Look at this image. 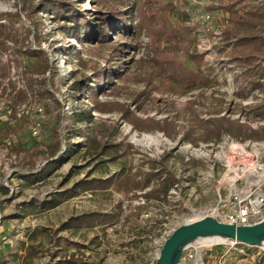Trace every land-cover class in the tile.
I'll use <instances>...</instances> for the list:
<instances>
[{"label":"rangeland","instance_id":"374dc122","mask_svg":"<svg viewBox=\"0 0 264 264\" xmlns=\"http://www.w3.org/2000/svg\"><path fill=\"white\" fill-rule=\"evenodd\" d=\"M44 1L0 0V24L15 30L18 40L0 50L2 64L10 68L9 76L0 81V264H59L72 256L91 264H155L167 232L230 203L234 185L230 179L237 173L232 170L229 176L230 162L236 169L253 163L264 168V140L238 139L227 133L219 141L201 139L210 121L226 119L255 131L264 128V81L248 93L235 84L239 69L222 43L220 13L209 10L220 0L117 2L115 8L124 13L132 7L150 13L152 7L172 3L174 25H184L195 36L185 65L196 71L190 56H203L201 70L209 79L190 88L185 81L177 85L161 81L154 76L146 32L134 43L115 23L110 44L120 50L122 44L138 48L123 51L126 76L116 81V89L99 96L102 108L121 104L143 120H167L177 127L175 132L168 130L171 136L158 129L139 131L122 112L98 111L88 92L71 91L84 77L96 85L94 71L83 68L80 60L106 67L101 56H108L110 50L101 49L99 54L96 45L84 40L91 30L57 20L42 9ZM76 1L81 15L97 26L93 1ZM19 92L25 94L22 100ZM89 115L91 120L79 119ZM208 128L214 129V123ZM55 129L61 149L53 157ZM92 132L101 143L108 138L132 146V151L116 161L94 157L83 137ZM68 144L72 155L65 156ZM62 156L63 163L49 176L28 178ZM122 172L135 174L134 179L125 186L104 185L102 180ZM160 172L163 179L172 175L175 180L167 196L155 192L162 186L155 178L149 188L140 189L137 182L143 186L148 174ZM239 175L236 189L254 183L253 173ZM260 178L264 182V173ZM70 189L72 196L67 193ZM55 200L58 205L49 208ZM91 213L117 217L94 227L62 229L71 218ZM217 253L225 254L226 264H264L261 246H219L208 251Z\"/></svg>","mask_w":264,"mask_h":264},{"label":"trees","instance_id":"16d2710c","mask_svg":"<svg viewBox=\"0 0 264 264\" xmlns=\"http://www.w3.org/2000/svg\"><path fill=\"white\" fill-rule=\"evenodd\" d=\"M96 6L95 13L98 16V25H90L89 21L82 16L80 10H78V1L76 0H45L41 5L45 11L53 13L54 17L59 21L67 23H73L76 25V29L86 27L87 30H91L92 34H86L84 40L90 45H96V49L99 54L101 49H109L110 54L108 56L102 55L101 57L106 60V67L89 66L87 62L82 61V67L94 71L96 78V85L91 86L89 78L84 77L79 81H76L71 86V91L82 93L85 95L88 92L91 96V100L95 104L98 111L111 112L118 110L122 112L123 117L134 125L139 131H153L158 129L168 135H172L168 130L175 132L177 127L175 124L165 120L162 122H155L154 119L143 120L136 113L130 111L128 107L121 104H108V107L103 109V105L99 101L100 95H105L107 91H111L117 88L116 81L124 79L126 76L125 63L121 59L122 53L125 50H135L138 46L135 44H122L123 49H118V46L110 44V32L115 23L121 24L122 32L131 35V40L136 43V38L143 31L146 32L151 43L149 45V52L151 53V60L153 63L154 76L161 81L173 82L176 85L185 81L187 87H195L198 83H207L208 77L202 72V66L205 65L203 56H190L193 64L196 67V71L190 69L185 65V58L187 57L191 46L194 43L195 36L184 25L179 24L175 26L173 23L175 7L172 3L169 6L163 7L161 4L158 7L150 8V13L142 12L137 7L130 8L129 12L124 13L115 8L117 2L122 0H92ZM149 2V0H146ZM155 1V2H154ZM160 0H151L153 3H158ZM150 2V3H151ZM152 3V4H153ZM41 7V6H40ZM40 9V8H39ZM165 9V11H163ZM211 12H218L219 18L227 24L222 26V43L229 49L227 53L228 57H231V63L237 64L239 74H235V84L241 89L243 93L251 92L253 89L261 86L264 81V0H220L218 6L212 5L209 7ZM85 15V13H84ZM16 31L7 28L0 24V50L6 48L8 43L18 44L16 38ZM78 35V34H77ZM79 38V36H77ZM120 38V37H118ZM137 47V48H136ZM184 54V55H183ZM183 55V56H182ZM185 57V58H184ZM263 57L262 61H258V58ZM47 68V64H45ZM8 65L2 64L0 60V81L7 78L10 74ZM209 72H214L212 69ZM176 87L173 90L176 91ZM24 92L18 93V99L22 100ZM18 103V102H16ZM16 107L18 104L15 105ZM16 111V110H15ZM72 120V114L69 116ZM81 122L91 120V116L88 118H79ZM211 123H214L215 128H208ZM206 129L204 127V134L201 138L204 142L208 143L213 141H219L224 134H231L234 137L246 140L262 141L264 140V128L260 130H251L246 126H242L237 122H231L226 119L206 122ZM44 131L49 132V128H44ZM95 132V130H94ZM85 134L87 148L94 151V157H107L112 161H116L122 155H127L132 151V146L121 143H111L108 138H104V143L99 142L98 136L94 133ZM53 136L56 139V143L51 147V155L56 156L61 149V142L59 141L57 129L52 130ZM95 136V137H94ZM215 137V138H214ZM68 141V140H67ZM194 143L197 140H192ZM68 143V142H67ZM69 145L68 153L72 155V144ZM14 152L18 153L17 149ZM64 156L59 158L56 163L47 164L46 167L39 173L28 176L33 179H42L52 173L61 163H63ZM104 163V162H101ZM163 173L148 174V181L142 186L141 182H137L140 189L149 188L152 180L155 178L162 182V186L159 190H155L160 197H165L175 186V180L172 175L166 180L163 179ZM35 175H38L37 178ZM135 175V174H134ZM134 175H127L122 172L120 177L113 176L104 181V185H115L117 182L119 186L127 185L128 180L134 179ZM36 177V178H35ZM74 192V191H73ZM72 196V189L67 191ZM58 205V201H53L48 206L54 208ZM117 215L109 216L107 214L91 213L71 218L68 223L62 226L63 230L83 227H94L97 224L106 223L115 219ZM35 252L34 250H31ZM55 257V256H54ZM4 263V262H3ZM5 264V263H4ZM30 264V263H23ZM59 264H91L86 262L83 257L72 256L69 259H65Z\"/></svg>","mask_w":264,"mask_h":264},{"label":"built area","instance_id":"2783aa9c","mask_svg":"<svg viewBox=\"0 0 264 264\" xmlns=\"http://www.w3.org/2000/svg\"><path fill=\"white\" fill-rule=\"evenodd\" d=\"M207 18L210 19L211 16L208 15ZM224 24L226 25L227 21H224L222 26ZM34 134H38V129H34ZM254 165L256 164L253 163V165L250 166L244 164L243 168L236 169L230 162L231 169L229 171V176L232 175V170L237 172L235 174L236 181L233 182L234 185L232 186L233 192L231 191L230 193V203L224 204L223 210L220 209V207L213 209L207 216L217 219L222 223L236 226H249L264 221V182H262L260 178L262 173H264V168L260 165ZM240 172L243 174L249 172L254 174L252 181L254 183L246 185L243 190L236 189L237 182L242 178L239 175ZM175 229L166 233L163 243L170 238ZM240 245L243 244L226 240L202 246L195 242L188 245L184 249L180 264H226L225 254L217 253L215 255H211L208 254V251H212L215 247L219 246L237 247ZM263 247L264 245L261 246V248Z\"/></svg>","mask_w":264,"mask_h":264},{"label":"water","instance_id":"95a60500","mask_svg":"<svg viewBox=\"0 0 264 264\" xmlns=\"http://www.w3.org/2000/svg\"><path fill=\"white\" fill-rule=\"evenodd\" d=\"M205 238H220L260 247L264 245V221L249 226H236L207 216L187 222L177 227L165 241L155 264H180L184 249Z\"/></svg>","mask_w":264,"mask_h":264},{"label":"bare ground","instance_id":"6f19581e","mask_svg":"<svg viewBox=\"0 0 264 264\" xmlns=\"http://www.w3.org/2000/svg\"><path fill=\"white\" fill-rule=\"evenodd\" d=\"M235 176V175H234ZM231 182H235L236 178H231ZM220 241H224L220 238H205V239H200L197 241L198 245H208V244H213V243H218Z\"/></svg>","mask_w":264,"mask_h":264}]
</instances>
